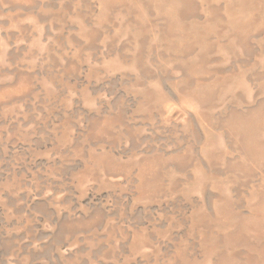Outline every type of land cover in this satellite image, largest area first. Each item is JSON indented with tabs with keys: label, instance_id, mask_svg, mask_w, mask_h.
I'll return each mask as SVG.
<instances>
[{
	"label": "rangeland",
	"instance_id": "rangeland-1",
	"mask_svg": "<svg viewBox=\"0 0 264 264\" xmlns=\"http://www.w3.org/2000/svg\"><path fill=\"white\" fill-rule=\"evenodd\" d=\"M0 264H264V0H0Z\"/></svg>",
	"mask_w": 264,
	"mask_h": 264
},
{
	"label": "bare ground",
	"instance_id": "bare-ground-1",
	"mask_svg": "<svg viewBox=\"0 0 264 264\" xmlns=\"http://www.w3.org/2000/svg\"><path fill=\"white\" fill-rule=\"evenodd\" d=\"M259 149H257L256 151H258ZM259 152H260V150H259Z\"/></svg>",
	"mask_w": 264,
	"mask_h": 264
}]
</instances>
